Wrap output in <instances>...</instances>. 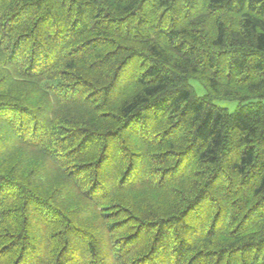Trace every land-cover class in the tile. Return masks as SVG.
Listing matches in <instances>:
<instances>
[{
  "label": "trees",
  "instance_id": "1",
  "mask_svg": "<svg viewBox=\"0 0 264 264\" xmlns=\"http://www.w3.org/2000/svg\"><path fill=\"white\" fill-rule=\"evenodd\" d=\"M0 264H264V0H0Z\"/></svg>",
  "mask_w": 264,
  "mask_h": 264
},
{
  "label": "rangeland",
  "instance_id": "2",
  "mask_svg": "<svg viewBox=\"0 0 264 264\" xmlns=\"http://www.w3.org/2000/svg\"><path fill=\"white\" fill-rule=\"evenodd\" d=\"M190 83L195 89V92L198 95H204L206 93L205 87L200 83V81L196 78H192ZM214 103L219 107L228 108L230 111H233L238 106V101L236 100H226V99H219L215 100Z\"/></svg>",
  "mask_w": 264,
  "mask_h": 264
}]
</instances>
